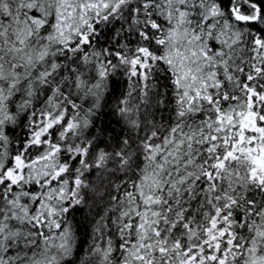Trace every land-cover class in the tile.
I'll use <instances>...</instances> for the list:
<instances>
[{
	"label": "snow or ice",
	"instance_id": "snow-or-ice-1",
	"mask_svg": "<svg viewBox=\"0 0 264 264\" xmlns=\"http://www.w3.org/2000/svg\"><path fill=\"white\" fill-rule=\"evenodd\" d=\"M0 264H264V0H0Z\"/></svg>",
	"mask_w": 264,
	"mask_h": 264
}]
</instances>
